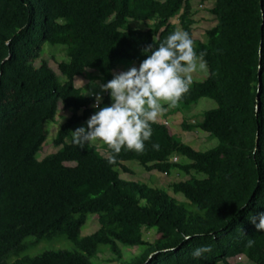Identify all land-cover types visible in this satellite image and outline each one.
Segmentation results:
<instances>
[{
  "label": "trees",
  "instance_id": "1",
  "mask_svg": "<svg viewBox=\"0 0 264 264\" xmlns=\"http://www.w3.org/2000/svg\"><path fill=\"white\" fill-rule=\"evenodd\" d=\"M213 1L216 23L202 41L193 36L189 0H0V264H93L102 245L116 264H233L229 259L238 254L248 264H264V230L249 221L264 212V0ZM131 20L152 23L137 29L128 26ZM179 28L197 53H206L209 71L203 80H193L173 109L213 99L217 106L200 121L181 126L200 129L218 144L196 150L156 121L150 122L144 154L122 149L115 164L108 163L106 144V155L90 143L73 144L72 126L97 110L73 79L86 74L106 83L122 61L138 67L145 47L155 49ZM41 41L65 46L67 61L57 63L63 83L45 59L33 65ZM59 101L63 109L81 113L58 128L57 150L37 160L43 122L53 119ZM110 102L103 94L101 106ZM176 156L189 161H171ZM126 160L147 171L180 169L189 177L169 187L195 208L160 188L121 179L117 169L131 172L122 164ZM89 213L98 215L99 227L82 236ZM144 228L155 229L153 243L143 238ZM30 235L35 241L63 235L74 249L6 262L31 244L24 242ZM120 245L143 250L123 258ZM204 245L212 251L193 258L192 251Z\"/></svg>",
  "mask_w": 264,
  "mask_h": 264
},
{
  "label": "clouds",
  "instance_id": "2",
  "mask_svg": "<svg viewBox=\"0 0 264 264\" xmlns=\"http://www.w3.org/2000/svg\"><path fill=\"white\" fill-rule=\"evenodd\" d=\"M142 52L146 58L138 67L114 71L106 83L94 81L92 87L99 91L89 90L86 95L93 97L92 107L97 110L86 120V127L80 126L72 131V142L80 148L93 141L106 144L110 149L107 158L109 164L117 162L122 149L144 154L145 142L152 137L150 122H155L165 111L161 102L174 106L190 90L192 74L209 71L204 59L206 53H197L194 41L183 30L169 34L155 49L149 44ZM104 93H108L111 102L101 106ZM159 147L158 143L152 144L155 151ZM174 158L171 161H177ZM249 221L257 230H264V212L252 215ZM253 244V239L247 241L248 247ZM211 251V245H204L195 248L191 254L193 258H201Z\"/></svg>",
  "mask_w": 264,
  "mask_h": 264
},
{
  "label": "rangeland",
  "instance_id": "3",
  "mask_svg": "<svg viewBox=\"0 0 264 264\" xmlns=\"http://www.w3.org/2000/svg\"><path fill=\"white\" fill-rule=\"evenodd\" d=\"M189 2L191 4V16L194 20V23L192 25L193 36L196 39L204 41L205 30L209 29L211 26H213L216 23L215 16L210 12V8L213 6L214 1L189 0ZM170 21L178 25L175 18H171ZM151 23L152 21L150 20L149 21L131 20L128 26L137 29H147L149 24ZM178 30H180V28ZM64 48L65 46L61 44H50L47 41H41L39 58H37L33 62V65L37 67L40 64V60L45 59L48 65L56 73L59 82L63 83L65 81V77L59 73L57 68V63L60 61H67V56L64 53L65 50ZM131 66H137V65L134 62L122 61L113 70V72L127 70ZM207 74L208 73H204V72L193 73L192 74L193 80L201 81L207 76ZM85 75L86 74L76 76L73 79L74 85L77 87H81L82 92L85 95L89 90L92 92H98L99 91L98 88L92 87V84L94 82L88 84L89 80L88 77H85ZM95 81H99V79H96ZM161 103L165 111L161 115H159L155 121L158 122L160 121V119L163 120L164 118H166L168 122L166 121L165 123L169 125L172 132L178 138H180L184 143L190 145L192 148L199 151L209 150L218 144L217 138L213 136H209L208 133L200 129L186 131L181 126L183 121H187V123L188 122L191 123L193 121H200L202 119L203 113L206 110L215 108L217 106L216 102L213 99L200 98L197 103L192 104L188 107L178 106L177 111H174L173 109L175 106L163 101ZM74 113L79 114L81 113V110H75L73 108L63 109L60 101L58 102L57 112L53 117V119H46L43 122V131H44L45 140L42 143L41 148L35 155V158L37 160H41L45 156L52 154L57 150L58 147H56L53 144V139L55 138L57 130L60 127V125L63 124L66 121V119ZM65 114H67V116L66 118H63L65 117ZM85 122L86 121H82L73 125L71 128V134L72 131H74L77 127L80 126L86 127ZM90 144L94 145L101 154H104L106 152L105 149L102 147V145L105 146V144L102 141H93L90 142ZM176 158L179 164H184L189 161L184 156H176ZM66 164H74V163L66 162ZM122 164L128 167L131 170V172H122L120 169H117L119 171V176L121 179H124L126 181L144 183L150 187L160 188L164 191H167L168 194L175 197L179 202L183 203L186 208L188 209L195 208V206L190 204L182 194L180 193L175 194L169 187L171 182L176 180H184L189 177L188 175L180 171V169L174 168L171 169L168 174H165L158 170L147 171L135 160L122 161ZM192 174L196 175L197 177H202L201 174H196L194 172H192ZM98 227H99L98 215L89 213L87 214L86 220L80 229V234L82 236L89 235L93 233ZM142 234L145 241L150 243H153L158 238L157 233L153 228L152 229L144 228ZM24 242L31 244L25 250L17 254L9 255L5 259L6 262H13L15 260L22 258L23 256H35L37 254H40L48 250L71 251L74 249L72 242L69 241L67 238H65V236L63 235H56L53 238L41 239L38 241H35V237L30 235L24 238ZM157 243H161V240H158ZM120 247L122 249L123 258H127V257L131 258L132 256L140 254L143 250L142 246L128 247V246L120 245ZM244 260L246 259L244 258ZM91 261L93 262V264L117 263L116 259L114 258V255L111 254V252L108 250V247L103 245L100 247V251L97 253V255L91 259ZM236 261H237V257H232L229 259V262L233 264Z\"/></svg>",
  "mask_w": 264,
  "mask_h": 264
},
{
  "label": "crops",
  "instance_id": "4",
  "mask_svg": "<svg viewBox=\"0 0 264 264\" xmlns=\"http://www.w3.org/2000/svg\"><path fill=\"white\" fill-rule=\"evenodd\" d=\"M89 69H86V71H88ZM91 73H90V75L91 76H97V73L96 72H94V71H91V70H89ZM88 71V72H89ZM85 77H88V84H90V83H92V82H94L95 81V79L94 78H92L91 77V79H90V76H87V75H85ZM103 95V94H102ZM164 115H165V113H164ZM168 122V120H166V118H164L163 120H161L160 119V121H158V122H163V123H165V122ZM102 147L105 149V146L104 145H102ZM105 151H106V149H105ZM103 155H106V152L103 154Z\"/></svg>",
  "mask_w": 264,
  "mask_h": 264
},
{
  "label": "built area",
  "instance_id": "5",
  "mask_svg": "<svg viewBox=\"0 0 264 264\" xmlns=\"http://www.w3.org/2000/svg\"><path fill=\"white\" fill-rule=\"evenodd\" d=\"M106 93H104L105 95ZM176 158H174L173 160H175ZM237 261L236 263H240V264H247L248 263V260H244L245 257H243L242 255H237ZM243 258V259H242Z\"/></svg>",
  "mask_w": 264,
  "mask_h": 264
}]
</instances>
